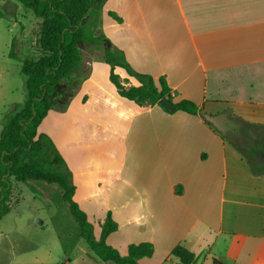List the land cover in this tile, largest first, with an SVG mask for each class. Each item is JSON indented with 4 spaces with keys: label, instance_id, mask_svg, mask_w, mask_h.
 <instances>
[{
    "label": "crops",
    "instance_id": "0c3cea01",
    "mask_svg": "<svg viewBox=\"0 0 264 264\" xmlns=\"http://www.w3.org/2000/svg\"><path fill=\"white\" fill-rule=\"evenodd\" d=\"M118 3L105 4L122 19L106 25L114 35L111 47L123 51L137 72L155 80L164 76L175 103L191 100L199 110L169 114L159 105H138L119 96L110 65L102 59L89 63L85 79L75 85V111L71 100L65 114L75 113V137H69L75 147L65 145V137L51 140L71 170L74 199L96 239L111 212L118 230L107 243L121 255L131 244H153V256L139 264H178L171 255L177 245L194 252L197 264H264V174L253 175L229 141L244 132L233 115L264 125V0ZM37 41L33 52H40ZM115 73L126 88L139 85L123 68ZM56 112L49 111L39 133L60 117ZM226 114L234 135L222 136L206 121L225 123ZM27 182H13L10 202L18 193L21 201L24 193L32 195ZM54 186L52 198L71 216ZM75 224V234L62 241L64 264H73L83 239ZM91 252L81 264H106Z\"/></svg>",
    "mask_w": 264,
    "mask_h": 264
},
{
    "label": "trees",
    "instance_id": "16d2710c",
    "mask_svg": "<svg viewBox=\"0 0 264 264\" xmlns=\"http://www.w3.org/2000/svg\"><path fill=\"white\" fill-rule=\"evenodd\" d=\"M17 1L42 20L37 41L40 52L37 57L22 61V72L27 77V101L3 125L0 135V220L10 212L13 181L57 185L63 192V201L69 206L73 220L81 229V237L101 261L106 264H139L141 259L153 256V244H131L128 254L121 255L107 243V238L118 230L111 212L101 226L100 238L96 239L87 213L74 199L76 187L66 161L49 137L39 133L38 128L50 110H65L69 105L77 89L73 86L72 77L82 63V48L87 46H103L102 60L111 66L109 79L120 97L138 105H159L169 114L182 111L196 115L199 108L187 99L175 103L164 76L155 80L151 75L137 72L123 51L103 44L105 36L97 30L107 0ZM108 14L122 23L115 12L109 11ZM11 56L15 57L13 53ZM116 67L123 68L139 85L126 88L115 73ZM163 98L171 100L175 109L169 110L162 105ZM234 117L244 132L230 136L229 141L245 158L252 174L263 175L264 125ZM24 157L30 160L27 162ZM171 255L179 260L178 264H197L199 261V257L183 245H177ZM213 264L222 263L214 260Z\"/></svg>",
    "mask_w": 264,
    "mask_h": 264
},
{
    "label": "rangeland",
    "instance_id": "374dc122",
    "mask_svg": "<svg viewBox=\"0 0 264 264\" xmlns=\"http://www.w3.org/2000/svg\"><path fill=\"white\" fill-rule=\"evenodd\" d=\"M111 2L112 4H119V0H111ZM106 3L107 1L104 3V9L101 12L102 20L100 23L102 24H98L100 28L97 31L105 36L103 40L110 42L109 35H114L112 29L106 28V25L109 26L111 22L116 20L109 16L108 13L112 9L110 6L105 5ZM0 13L3 15L0 18L1 135L5 122L14 115L16 110L23 108L27 101V77L22 72V61L28 57L35 58L39 55L38 51L33 52V47L35 41L38 40L41 23L38 22L32 10L21 4L19 6L16 0H1ZM19 23L27 28L28 36L26 35L23 38L24 32L22 33V26ZM100 47L87 46L82 48L83 61L76 70V75L72 77L74 87L85 79L84 77L89 72V63L103 58V46ZM11 53L15 57H12ZM71 100L72 102L74 100L72 111H75V94ZM69 105L65 110H56L60 117L53 119L55 120L53 122L50 121L51 123L48 122V125L45 123L44 130L41 132L46 133L50 140L51 137H65L66 140H63V143L75 147V142H72V139L69 138L75 137V113L69 112V115L65 116L69 110ZM228 116L229 114H226V117L224 116L225 123L222 124L214 122L213 125L211 117H207L206 121L222 136H230L234 134L230 131L232 130V123L228 121ZM49 123L52 127L49 126ZM83 130L86 134L88 133L87 125L84 126ZM24 158L27 162L30 160L29 157ZM29 184L33 185L32 195L24 193L25 196L21 201V194H16L13 197L14 204L12 201L10 202V205L13 204L14 206H10V212L0 220V264H42L36 263L37 257L43 258V264H52L58 258H63L61 264H64L67 258L63 254L62 241L66 243L68 241L64 235L75 234L76 222L72 216H67V210H63L59 201H56L55 197L52 198L51 194L56 191V186L46 185L42 182H27V185ZM64 205L66 204L64 203ZM54 213H58V219L53 221L50 216ZM59 235H62L63 238L60 239ZM87 252L91 251L84 239H81L74 257L71 258L73 264H81V260L86 258L84 254Z\"/></svg>",
    "mask_w": 264,
    "mask_h": 264
},
{
    "label": "water",
    "instance_id": "95a60500",
    "mask_svg": "<svg viewBox=\"0 0 264 264\" xmlns=\"http://www.w3.org/2000/svg\"><path fill=\"white\" fill-rule=\"evenodd\" d=\"M85 21H86V19L83 21L82 24H84ZM103 44L106 47H111V43L109 41H107V40H103ZM160 103L162 105L166 106L169 110H174L175 109L174 103L171 100H169L168 98H163Z\"/></svg>",
    "mask_w": 264,
    "mask_h": 264
}]
</instances>
